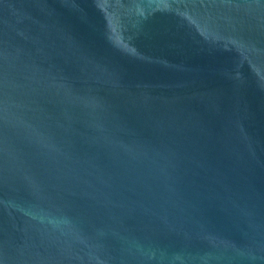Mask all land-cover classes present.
Returning <instances> with one entry per match:
<instances>
[{
  "label": "water",
  "instance_id": "water-1",
  "mask_svg": "<svg viewBox=\"0 0 264 264\" xmlns=\"http://www.w3.org/2000/svg\"><path fill=\"white\" fill-rule=\"evenodd\" d=\"M0 264H264V0H0Z\"/></svg>",
  "mask_w": 264,
  "mask_h": 264
}]
</instances>
